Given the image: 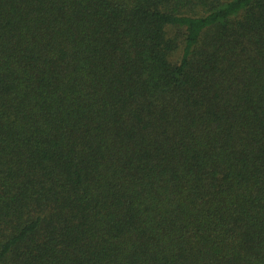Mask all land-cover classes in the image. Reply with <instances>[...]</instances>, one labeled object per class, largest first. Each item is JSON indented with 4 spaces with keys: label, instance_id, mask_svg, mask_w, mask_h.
Here are the masks:
<instances>
[{
    "label": "trees",
    "instance_id": "trees-1",
    "mask_svg": "<svg viewBox=\"0 0 264 264\" xmlns=\"http://www.w3.org/2000/svg\"><path fill=\"white\" fill-rule=\"evenodd\" d=\"M0 264H264V0H0Z\"/></svg>",
    "mask_w": 264,
    "mask_h": 264
},
{
    "label": "rangeland",
    "instance_id": "rangeland-1",
    "mask_svg": "<svg viewBox=\"0 0 264 264\" xmlns=\"http://www.w3.org/2000/svg\"><path fill=\"white\" fill-rule=\"evenodd\" d=\"M175 58H176L175 55H173V56H172V59H175Z\"/></svg>",
    "mask_w": 264,
    "mask_h": 264
}]
</instances>
